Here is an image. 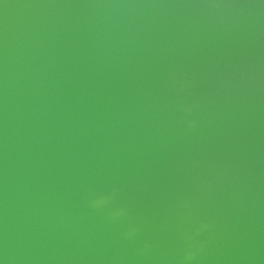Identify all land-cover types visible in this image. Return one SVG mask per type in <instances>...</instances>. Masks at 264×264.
<instances>
[{
    "label": "water",
    "instance_id": "obj_1",
    "mask_svg": "<svg viewBox=\"0 0 264 264\" xmlns=\"http://www.w3.org/2000/svg\"><path fill=\"white\" fill-rule=\"evenodd\" d=\"M0 264H264V0H0Z\"/></svg>",
    "mask_w": 264,
    "mask_h": 264
},
{
    "label": "clouds",
    "instance_id": "obj_2",
    "mask_svg": "<svg viewBox=\"0 0 264 264\" xmlns=\"http://www.w3.org/2000/svg\"><path fill=\"white\" fill-rule=\"evenodd\" d=\"M191 259H193V254H188L186 257H185V261H189V260H191Z\"/></svg>",
    "mask_w": 264,
    "mask_h": 264
}]
</instances>
